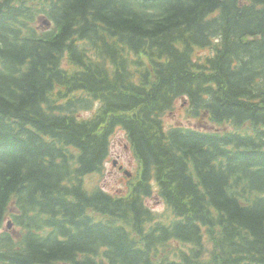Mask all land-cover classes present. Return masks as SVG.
Returning <instances> with one entry per match:
<instances>
[{
	"label": "trees",
	"instance_id": "trees-1",
	"mask_svg": "<svg viewBox=\"0 0 264 264\" xmlns=\"http://www.w3.org/2000/svg\"><path fill=\"white\" fill-rule=\"evenodd\" d=\"M182 96L232 130L165 128ZM117 124L127 198L82 182ZM263 205L264 0H0V264H264Z\"/></svg>",
	"mask_w": 264,
	"mask_h": 264
},
{
	"label": "rangeland",
	"instance_id": "rangeland-1",
	"mask_svg": "<svg viewBox=\"0 0 264 264\" xmlns=\"http://www.w3.org/2000/svg\"><path fill=\"white\" fill-rule=\"evenodd\" d=\"M103 105L101 101L97 102L96 107ZM186 99H178L174 102L171 109L167 110L162 116L161 120L165 127H172L180 125L184 127L200 128L204 131L219 132L220 129L228 130L231 126L216 125L208 121L206 114H201L200 117H191L187 113ZM196 109V107L194 106ZM204 109L200 107L199 112L204 113ZM231 131V130H228ZM114 152V153H113ZM137 168L136 159L129 147L127 137L122 128L117 124L110 133V142L107 154L103 160V167L100 173L85 175L82 178L83 185L87 188L100 186L103 190L109 193L120 194L124 193V185L127 183L128 173L134 172ZM156 186L154 193L145 198V203L150 210L157 212L161 218H169L170 212L166 206L157 196ZM176 246L177 243L171 242V246Z\"/></svg>",
	"mask_w": 264,
	"mask_h": 264
},
{
	"label": "bare ground",
	"instance_id": "bare-ground-1",
	"mask_svg": "<svg viewBox=\"0 0 264 264\" xmlns=\"http://www.w3.org/2000/svg\"><path fill=\"white\" fill-rule=\"evenodd\" d=\"M111 18V17H110ZM178 62V61H177ZM193 67V65H192ZM162 74V73H161ZM6 100V99H5ZM33 103V102H32ZM154 108V107H153ZM114 153V152H113ZM103 165L100 166V171L102 170ZM241 181V180H240ZM264 206V205H263ZM192 237V236H191ZM76 239V238H75ZM116 256V255H115ZM264 263V262H263Z\"/></svg>",
	"mask_w": 264,
	"mask_h": 264
},
{
	"label": "water",
	"instance_id": "water-1",
	"mask_svg": "<svg viewBox=\"0 0 264 264\" xmlns=\"http://www.w3.org/2000/svg\"><path fill=\"white\" fill-rule=\"evenodd\" d=\"M253 37H248V39H252Z\"/></svg>",
	"mask_w": 264,
	"mask_h": 264
}]
</instances>
